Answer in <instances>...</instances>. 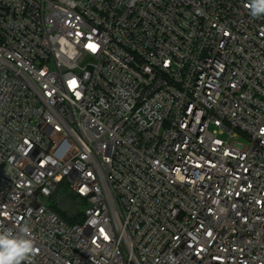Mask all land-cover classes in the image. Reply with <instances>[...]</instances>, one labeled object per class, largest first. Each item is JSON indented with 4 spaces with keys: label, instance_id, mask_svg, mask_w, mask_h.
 <instances>
[{
    "label": "built area",
    "instance_id": "built-area-1",
    "mask_svg": "<svg viewBox=\"0 0 264 264\" xmlns=\"http://www.w3.org/2000/svg\"><path fill=\"white\" fill-rule=\"evenodd\" d=\"M247 5L0 0V224L27 223L33 264H264ZM63 185L81 223L50 206Z\"/></svg>",
    "mask_w": 264,
    "mask_h": 264
},
{
    "label": "clouds",
    "instance_id": "clouds-1",
    "mask_svg": "<svg viewBox=\"0 0 264 264\" xmlns=\"http://www.w3.org/2000/svg\"><path fill=\"white\" fill-rule=\"evenodd\" d=\"M247 6L253 17L264 16V0H248ZM38 251L27 223L18 230L0 224V264H33Z\"/></svg>",
    "mask_w": 264,
    "mask_h": 264
},
{
    "label": "rangeland",
    "instance_id": "rangeland-1",
    "mask_svg": "<svg viewBox=\"0 0 264 264\" xmlns=\"http://www.w3.org/2000/svg\"><path fill=\"white\" fill-rule=\"evenodd\" d=\"M57 195V200H51L50 205L54 203L59 205L60 207H62V209L66 210V213L70 217L75 216L78 209L79 212L82 213V216L78 218L77 223L82 222L84 220L83 210L85 209V204L83 205V203L79 202L76 197L71 196L69 189L65 185L59 188Z\"/></svg>",
    "mask_w": 264,
    "mask_h": 264
},
{
    "label": "trees",
    "instance_id": "trees-1",
    "mask_svg": "<svg viewBox=\"0 0 264 264\" xmlns=\"http://www.w3.org/2000/svg\"><path fill=\"white\" fill-rule=\"evenodd\" d=\"M64 186V185H63ZM71 193V192H70ZM71 196H74L75 195L73 193H71ZM57 193L53 196L52 198V201L55 199L57 200ZM51 208L65 221L67 222L69 225H74V224H78V218L82 216V213L79 212V210L77 209V214L73 217H70L67 213H66V210L62 209V207H60L59 205L57 204H52L50 205ZM81 223V222H80Z\"/></svg>",
    "mask_w": 264,
    "mask_h": 264
},
{
    "label": "snow or ice",
    "instance_id": "snow-or-ice-1",
    "mask_svg": "<svg viewBox=\"0 0 264 264\" xmlns=\"http://www.w3.org/2000/svg\"><path fill=\"white\" fill-rule=\"evenodd\" d=\"M73 83H75V82H73Z\"/></svg>",
    "mask_w": 264,
    "mask_h": 264
}]
</instances>
